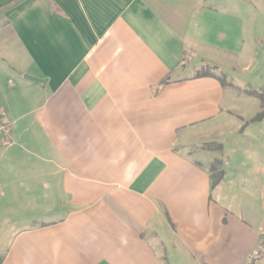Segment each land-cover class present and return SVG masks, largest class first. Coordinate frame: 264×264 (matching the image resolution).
Returning <instances> with one entry per match:
<instances>
[{"label":"crops","instance_id":"obj_1","mask_svg":"<svg viewBox=\"0 0 264 264\" xmlns=\"http://www.w3.org/2000/svg\"><path fill=\"white\" fill-rule=\"evenodd\" d=\"M255 24L264 0H0V264H263V168L231 149L212 189L189 149L243 120L198 73L259 77Z\"/></svg>","mask_w":264,"mask_h":264},{"label":"rangeland","instance_id":"obj_2","mask_svg":"<svg viewBox=\"0 0 264 264\" xmlns=\"http://www.w3.org/2000/svg\"><path fill=\"white\" fill-rule=\"evenodd\" d=\"M261 24H255V25L257 26L256 31L258 33V37L261 40L259 47H262L264 49V27L262 28ZM260 54H263V52H260ZM260 68H261V63L259 65V69ZM216 73L219 76H222L220 75L221 73L223 75L225 74L226 96H228L227 98L236 100L237 108L235 109V111L237 113L239 112L243 113L247 118L243 116V120L241 121L237 117H231L230 119L227 116L228 119H226L220 126V131H221L220 134L218 136H214V138L211 139L214 141H218L222 144L226 143L223 151L222 152L207 151V150L205 151L202 148L204 147V145L198 144L203 140L201 141L198 140V142H195L196 143L195 146L189 148L190 152H194L192 159L199 160L202 158L200 162L204 165H206L209 159L211 160L216 158L223 159L224 161L223 170L229 178L230 167L226 159L227 156L231 154L230 150L233 149L236 150V152H233V154L236 159L237 167L248 166L249 168H251L250 170H252V168L259 167V168H263L264 170V121L259 123L249 121L250 119H252V117H254L256 114L260 112L259 101L256 98L250 96L249 93L252 90L257 91V89L264 84V71L262 72V74L261 73L259 74V77L250 75L252 74V72L245 74L242 73L240 70L232 71L225 69L222 70L221 73L220 72H216ZM245 122H248L249 124L246 125V127H244V130L241 132V134H238L235 137L237 149H234V147L230 145V142L233 141L230 139L231 136L230 130L235 123L240 124L242 126L244 125ZM208 137L210 138L212 136H208ZM246 150H247V156H246ZM236 153H238V155L241 154V156L237 158V156H235ZM3 221L0 219V222ZM262 241L264 242V237L262 238ZM175 251L177 250L175 249ZM262 253H264V247L262 249ZM175 255L180 256L181 260L185 261L186 263L189 262V260L186 258V254L183 251H180L179 249Z\"/></svg>","mask_w":264,"mask_h":264},{"label":"trees","instance_id":"obj_3","mask_svg":"<svg viewBox=\"0 0 264 264\" xmlns=\"http://www.w3.org/2000/svg\"><path fill=\"white\" fill-rule=\"evenodd\" d=\"M209 76L215 78L222 86H226V81L224 76H214L209 70L205 72H199L198 77ZM250 96L256 98L260 104V112L256 114L250 121L252 122H260L264 120V89L259 90L258 92H250ZM203 150L207 151H218L222 152V145L219 143H206L203 144ZM213 146V147H212ZM212 147V148H211ZM224 161L221 158L214 159L208 168L210 187L213 189L216 187L224 178V170H223ZM263 249V248H262ZM264 254V253H263Z\"/></svg>","mask_w":264,"mask_h":264},{"label":"built area","instance_id":"obj_4","mask_svg":"<svg viewBox=\"0 0 264 264\" xmlns=\"http://www.w3.org/2000/svg\"><path fill=\"white\" fill-rule=\"evenodd\" d=\"M12 145V126L6 121L5 113L0 108V149Z\"/></svg>","mask_w":264,"mask_h":264},{"label":"water","instance_id":"obj_5","mask_svg":"<svg viewBox=\"0 0 264 264\" xmlns=\"http://www.w3.org/2000/svg\"><path fill=\"white\" fill-rule=\"evenodd\" d=\"M28 78V77H27ZM32 80H34V79H32Z\"/></svg>","mask_w":264,"mask_h":264}]
</instances>
